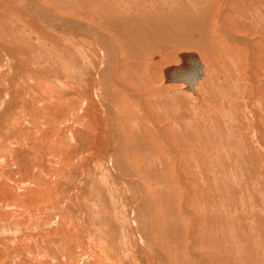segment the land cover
Returning a JSON list of instances; mask_svg holds the SVG:
<instances>
[{"label": "rangeland", "instance_id": "obj_1", "mask_svg": "<svg viewBox=\"0 0 264 264\" xmlns=\"http://www.w3.org/2000/svg\"><path fill=\"white\" fill-rule=\"evenodd\" d=\"M25 1L0 0V264H264V0ZM173 51L203 101L165 83Z\"/></svg>", "mask_w": 264, "mask_h": 264}, {"label": "bare ground", "instance_id": "obj_2", "mask_svg": "<svg viewBox=\"0 0 264 264\" xmlns=\"http://www.w3.org/2000/svg\"><path fill=\"white\" fill-rule=\"evenodd\" d=\"M16 1V0H15ZM27 1V0H26ZM25 1V2H26ZM183 1V0H182ZM186 1V0H185ZM185 1H183L184 3H185ZM195 1V0H194ZM198 1H200V0H198ZM206 1V0H205ZM209 1V0H208ZM238 1V2H237ZM240 0H234L233 2L232 1H230L231 2V6L232 5H234L235 7H236V5L238 4V5H240V7L239 8H241V6L242 5H244L245 6V4L241 1V2H239ZM24 2V1H23ZM27 2H29V1H27ZM31 2V1H30ZM181 2V1H180ZM183 2H181V3H183ZM188 2V4H189V2L190 1H187ZM210 2V1H209ZM227 2H229V0H223V8H224V6H227L226 5V3ZM250 2V1H249ZM248 1H247V3H249ZM259 2V1H258ZM193 3V2H192ZM253 3L255 4V2L253 1ZM261 3V2H260ZM25 3H22L21 5H24ZM26 4H28V3H26ZM33 4V3H32ZM205 4V3H204ZM253 4V5H254ZM213 5V4H212ZM29 6V5H28ZM32 6V5H31ZM34 6H35V4H34ZM140 6V5H139ZM190 6V5H189ZM22 7H24V6H22ZM30 7V6H29ZM141 7V6H140ZM209 7V6H208ZM256 7V6H255ZM25 8V7H24ZM23 8V9H24ZM35 8H37V7H35ZM191 8H193V7H191ZM211 8V7H210ZM238 8V7H237ZM237 8H235V9H237ZM238 8V9H239ZM28 9V8H27ZM38 9V8H37ZM203 9V8H202ZM217 9V8H216ZM234 9V10H235ZM242 9V8H241ZM240 9V12H241V15H239V13H238V11L237 12H235V14L233 15L232 13L234 12H232L231 14L230 13H228V17H226V15H225V17H226V19H224L223 17H220V14L219 15H217L216 16V23L218 22V24H219V26H220V28L222 29V31L224 32V33H226V36H227V34H229V32H228V29H227V26H228V23H231L232 22V24H231V26L233 27V29H235V27L236 28H241V26H242V29H244L246 26H247V24L248 23H250V21H248V18H245V16L246 15H244L243 14V16H242V10ZM244 9V8H243ZM249 9V8H248ZM252 9V8H251ZM255 9V8H254ZM261 9V8H260ZM42 10H44V9H42ZM228 10V9H227ZM231 10V9H230ZM245 10V9H244ZM205 11V10H204ZM204 11H202V12H204ZM207 11V10H206ZM236 11V10H235ZM261 11V10H260ZM27 12V11H26ZM40 14L41 13H43V12H40V11H38ZM216 12V11H215ZM256 12V11H255ZM262 12V11H261ZM49 13V12H48ZM263 13V12H262ZM38 14V13H37ZM36 14V15H37ZM44 14V13H43ZM43 14H41V16L43 15ZM50 14H52V13H50ZM191 14V13H190ZM193 14V13H192ZM199 14V11L197 12V15ZM210 14H212V13H210ZM209 14V15H210ZM33 14H31V16H32ZM35 15V14H34ZM47 15V14H46ZM189 15V14H188ZM194 15V14H193ZM6 16V15H5ZM40 16V15H39ZM44 16V15H43ZM192 16V15H191ZM231 16H233L232 17V19H230V17ZM257 16V15H256ZM36 17V16H35ZM34 16H33V18H35ZM184 17V16H183ZM182 17V18H183ZM195 17V16H194ZM197 17H199V15L197 16ZM250 18H251V20H252V17L251 16H249ZM255 17V16H254ZM264 17V16H263ZM60 18V17H59ZM189 18H190V16H189ZM189 18H188V20H189ZM199 18H202L201 16L199 17ZM249 18V19H250ZM37 19V18H36ZM39 19H40V17H39ZM192 19V18H191ZM194 19V18H193ZM264 19V18H263ZM6 20V19H5ZM50 20H52V19H50ZM57 20V19H56ZM60 20V19H59ZM65 20V19H64ZM229 20H230V22H229ZM48 21V20H47ZM193 21V20H192ZM191 21V22H192ZM204 21V20H203ZM202 21V22H203ZM209 21H211V20H209ZM208 21V22H209ZM254 21H256V20H254ZM36 22H38V23H40L39 22V20L38 21H36ZM52 22V21H51ZM65 21H63V24L65 25V23H64ZM76 22V21H75ZM74 22V23H75ZM80 23V21H77V24H79ZM185 22V21H184ZM197 22V21H196ZM199 22V21H198ZM197 22V23H198ZM245 22V23H244ZM3 23V22H2ZM42 23V22H41ZM52 23H54V21L52 22ZM56 23H58L57 21H56ZM67 23V22H66ZM73 23V24H74ZM187 23V22H186ZM200 23V22H199ZM205 23V22H204ZM256 23V22H255ZM254 23V24H255ZM68 24V23H67ZM66 24V25H67ZM76 24V25H77ZM82 24V23H81ZM192 24V23H191ZM190 24V25H191ZM193 24H194V22H193ZM207 24V23H206ZM45 25V24H44ZM58 25V24H57ZM195 26L197 25V26H199L198 24H194ZM211 25V24H210ZM68 26H69V24H68ZM78 26H81V25H78ZM91 26V25H90ZM187 26V25H186ZM196 26V27H197ZM235 26V27H234ZM257 26V25H256ZM70 27H71V25H70ZM87 27V26H86ZM92 27V26H91ZM95 27V26H94ZM230 27V26H229ZM232 27H230V28H232ZM244 27V28H243ZM64 27H62V29H63ZM76 28H77V26H76ZM81 28V27H80ZM83 29H85L84 27H82ZM247 28V27H246ZM252 28V27H251ZM59 30H60V27L58 28ZM72 29V28H71ZM198 29V28H197ZM200 29V28H199ZM209 29V28H208ZM259 29V28H258ZM56 30V29H55ZM66 30H67V28H66ZM65 30V31H66ZM86 30V29H85ZM88 30V29H87ZM213 30V29H212ZM253 30V29H252ZM9 31V30H8ZM57 31V30H56ZM61 31V30H60ZM68 31V30H67ZM200 31V30H199ZM204 31V30H203ZM210 31H211V29H210ZM210 31H209V33H210ZM213 31H215V30H213ZM237 31V30H236ZM248 31V30H247ZM51 32V31H50ZM79 32H81V31H79ZM87 32V31H86ZM92 32H94V30L92 31ZM98 32H100V30L98 31ZM208 32V31H207ZM233 32V31H232ZM250 32H252V31H250ZM63 33V32H62ZM71 33H73V32H71ZM76 33V32H75ZM95 33V32H94ZM208 33V34H209ZM214 33V32H213ZM262 33L264 34V32L262 31ZM97 34V33H96ZM104 34V33H103ZM254 34V33H253ZM64 35V34H63ZM87 35V34H86ZM92 35H93V33H92ZM194 35V34H193ZM201 35V34H200ZM207 35V34H206ZM213 35V34H212ZM215 35V34H214ZM217 35V34H216ZM214 36L215 38L217 37V36ZM244 35V34H243ZM94 36V35H93ZM97 36V35H96ZM254 36V35H253ZM198 37V36H197ZM200 37V36H199ZM202 37V36H201ZM231 37H234V36H231L230 35V38ZM236 37V36H235ZM263 37V36H262ZM261 37V38H262ZM92 38V37H91ZM94 38V37H93ZM96 38V37H95ZM105 38V37H104ZM106 38H108V37H106ZM225 38V37H224ZM237 38V37H236ZM251 38V37H250ZM100 39V38H99ZM217 39V38H216ZM228 39V38H227ZM235 39V38H234ZM103 40H105V47L104 48H102L101 50L103 51V53H104V60L103 61H105V63H106V67L105 66H103V67H105V68H107L108 66L107 65H109V68H110V70L112 71L111 72V79H114L115 78V72L117 71V64H116V56H115V52L113 51V47H111V45L108 43V40L107 39H103ZM207 40V39H206ZM231 40V39H230ZM243 40V39H242ZM247 40V39H246ZM111 41V40H110ZM192 41V40H191ZM204 41V40H203ZM259 41V40H258ZM262 40H260L259 42H261ZM200 42V41H199ZM215 42V41H214ZM216 42H217V40H216ZM235 41H233V43H234ZM237 42H239L240 43V41H237ZM179 43V42H178ZM194 43H195V41H194ZM205 43H207V42H205ZM209 43H211V41L209 40ZM257 43V42H256ZM97 44H98V42H97ZM104 44V43H103ZM112 44V43H111ZM183 44V43H182ZM186 44V43H185ZM242 44V43H241ZM246 46H247V48H249V58L251 59V65H256L255 63L256 62H258V65L260 64V59L258 58V55H257V59H256V53H255V49L253 48V46L250 44V43H248V42H246ZM258 44V43H257ZM263 44V43H262ZM99 45V44H98ZM101 45H102V43H101ZM199 44H197V46H198ZM200 45H201V43H200ZM200 45H199V47H200ZM202 45H203V43H202ZM211 45H213V43L211 44ZM217 45V44H216ZM242 45H244V44H242ZM1 46V45H0ZM5 47H4V49L5 50H7L6 51V53H8V54H11L10 53V49H9V47L8 46H6V45H4ZM207 46V45H206ZM210 46V45H209ZM219 46V45H218ZM258 46H260V45H258ZM162 48H163V46H161ZM161 47H160V49H161ZM216 47V46H215ZM238 47V46H237ZM256 47V46H255ZM3 48V47H2ZM98 48V47H97ZM100 48V47H99ZM179 48V47H178ZM202 48V47H201ZM204 48V47H203ZM203 48H202V50H203ZM264 48V44L262 45V48L261 49H263ZM163 49H165V48H163ZM172 49V48H171ZM211 49V48H210ZM218 49V48H217ZM220 49V48H219ZM243 49V48H242ZM261 49H260V51H261ZM166 50V49H165ZM207 50V49H206ZM221 50V49H220ZM204 52V51H203ZM203 52H202V55H203ZM208 52H209V50H208ZM211 52V51H210ZM224 52V51H223ZM229 52V51H228ZM257 52V51H256ZM262 52H263V50H262ZM184 53H191V54H196L197 55V57L199 58V61H200V63L202 64V72H203V76L201 77V79L204 77V75H205V77H204V79L201 81V82H203L205 79H206V76H207V73H205L204 74V64H205V62H203V59L201 58V55H199V53H197V52H187V51H185V52H181V54H179V53H177L176 52V54H175V52L173 51V54H175V56H177V57H175V60H176V63H174L175 65H170V66H168V67H164L165 69L163 70V74H164V77H165V71L167 70V69H169V68H171V67H179L180 65H181V63H182V60H181V56L184 54ZM205 53V52H204ZM215 54V53H214ZM222 54V53H221ZM230 54V53H229ZM241 54V53H240ZM258 54V53H257ZM205 55H206V53H205ZM204 55V56H205ZM212 55V54H211ZM262 55H263V53H262ZM11 56V55H10ZM208 56V55H207ZM218 56V55H217ZM231 56V55H230ZM203 57V56H202ZM260 57V56H259ZM262 57V56H261ZM172 58V56H170V54L169 53H166V54H162L161 52H159V53H157V54H155V55H153L151 58H150V61L151 62H159V63H162V64H166V63H164V62H169V61H167L168 59H171ZM206 58V57H205ZM208 58H210V56H208ZM208 58H206V59H208ZM216 59V58H215ZM234 59V58H233ZM239 59V58H238ZM208 60H210V59H208ZM261 60L263 61H261L263 64H264V56H263V59L261 58ZM211 61V60H210ZM118 62V61H117ZM172 62V61H171ZM249 62V61H248ZM207 63H208V61H207ZM227 63H228V61H227ZM247 63V62H246ZM234 64H236V62L234 63ZM249 64V63H248ZM103 65H104V63H103ZM148 65V64H147ZM206 65V64H205ZM250 65V66H251ZM207 66H208V64H207ZM257 66V65H256ZM103 67H102V69H103ZM160 67V66H159ZM158 66H151L150 68H148V67H145V70L143 71L144 72V74H145V79L150 83V86H154L155 84L154 83H152L153 81H151L152 80V73L154 72V71H156L157 72V70L158 69H160ZM162 67V66H161ZM215 67V66H214ZM224 67H225V65H224ZM224 67H223V69H224ZM227 67V66H226ZM231 67H233V66H231ZM258 67V66H257ZM134 68V67H133ZM138 68V67H137ZM207 68V67H206ZM259 68V67H258ZM105 70V69H104ZM208 70V69H207ZM218 70V69H217ZM251 70V69H250ZM120 71V70H119ZM136 71V70H135ZM156 72H155V74H156ZM207 72V71H206ZM119 73V72H118ZM117 73V74H118ZM142 73V72H141ZM210 73V72H209ZM214 73V72H213ZM238 73V72H237ZM255 74V73H254ZM257 74H258V71H257ZM218 75V74H217ZM154 76V75H153ZM131 78H133V79H135V76H130ZM237 77V76H236ZM216 78V77H215ZM101 79V78H100ZM105 79V78H104ZM165 79V78H164ZM201 79H199V81L201 80ZM213 79V78H212ZM113 81V80H112ZM197 82L195 85H194V87H192V89H189V87H187V91H190V92H192L193 94H191V95H196V97L198 98V99H201L202 98V96L199 94V92H198V87L200 86V85H202L201 84V82ZM99 82H101V80L99 81ZM206 82H208V81H206ZM166 83V82H165ZM205 83V82H204ZM213 83V82H212ZM166 84H179L182 88L180 89V90H178V91H175L177 94H179V95H185L184 93H186V95H188L187 93H189V92H187L186 90H185V87H184V85H186L185 83H166ZM237 84V83H236ZM247 84V83H246ZM102 85V84H101ZM100 86V85H99ZM187 86V85H186ZM216 86V85H215ZM237 86V85H236ZM239 87V86H238ZM125 88V87H124ZM104 89V88H103ZM102 89V90H103ZM126 89V88H125ZM221 89V88H220ZM238 89V88H237ZM216 90V89H215ZM223 90V89H222ZM100 90H98V92H99ZM227 91V90H226ZM236 91V90H235ZM101 92V91H100ZM184 92V93H183ZM221 92V91H220ZM150 93V92H149ZM103 94V93H102ZM7 95V94H6ZM189 97H191L190 95H188ZM104 97V96H103ZM185 97V96H184ZM142 99V98H141ZM197 100V99H196ZM202 100V99H201ZM203 101V100H202ZM223 101V100H222ZM167 102V101H166ZM195 103H197V102H195ZM197 105V104H196ZM199 105V104H198ZM214 106V105H213ZM135 107V106H134ZM168 107V106H167ZM179 107V106H178ZM200 107V106H199ZM217 107V106H216ZM139 108V107H138ZM225 108H226V106H225ZM178 110V109H177ZM115 112V111H114ZM198 112H199V110H198ZM216 112V111H215ZM231 112H232V110H231ZM231 112H229V114L231 113ZM204 114V113H203ZM226 114V113H225ZM205 116V115H204ZM214 116V115H213ZM111 122H109V124H110ZM156 123V122H155ZM157 124V123H156ZM155 124V125H156ZM213 125V124H212ZM158 126V125H157ZM159 127V126H158ZM202 129V128H201ZM156 131V130H155ZM196 134V133H195ZM229 136V135H228ZM149 138V137H148ZM187 145V144H186ZM111 146V145H110ZM183 147H185V146H183ZM189 147V146H188ZM171 148V147H170ZM173 148V147H172ZM213 149V148H212ZM173 152V151H172ZM220 155V154H219ZM111 156V155H110ZM171 156V155H170ZM210 156V155H209ZM237 156V155H236ZM40 157V156H39ZM218 157V156H217ZM32 159V158H31ZM111 165H113V164H111ZM38 166V165H37ZM36 166V167H37ZM171 166V165H170ZM189 166V165H188ZM37 169V168H36ZM221 173V172H220ZM232 174V173H231ZM217 175V174H216ZM122 177V176H121ZM127 178V177H126ZM125 179V178H124ZM132 179V178H131ZM42 180V179H41ZM133 180V179H132ZM131 180V181H132ZM137 180V179H136ZM221 180V179H220ZM32 182V181H31ZM137 182H139V181H137ZM221 183V182H220ZM180 185V184H179ZM141 186V185H140ZM144 189V188H143ZM185 190V189H184ZM183 190V191H184ZM260 190V189H259ZM140 191V190H139ZM142 191V190H141ZM144 193V192H143ZM256 193V192H255ZM142 194V193H141ZM91 195V194H90ZM239 195V194H238ZM240 196V195H239ZM14 197V196H13ZM232 197V196H231ZM143 198V197H142ZM225 198V197H224ZM142 199H140V201H141ZM143 200H145L144 198H143ZM236 200V199H235ZM14 201V200H13ZM226 201V200H225ZM200 202V201H199ZM236 202V201H235ZM143 203H145V202H143ZM223 203V202H222ZM139 204V203H138ZM245 206V205H244ZM16 208V207H15ZM144 209H145V207H143ZM146 209H147V207H146ZM146 209H145V211H146ZM252 211V210H251ZM232 212V211H231ZM147 213V212H146ZM7 214V213H6ZM147 215V214H146ZM141 216H143V215H141ZM146 217V216H145ZM136 219V218H135ZM146 219V218H145ZM232 219V218H231ZM147 221H148V219H147ZM147 221H145V222H147ZM228 221V220H227ZM236 221V220H235ZM149 223H150V220H149ZM237 223V222H236ZM137 223H135V225H136ZM151 224V223H150ZM149 225V224H148ZM231 225V224H230ZM150 226V225H149ZM232 227V226H231ZM140 230V229H139ZM149 231V230H148ZM151 231H149V234L150 235H147V236H151V234L152 233H150ZM142 233H143V231H142ZM146 233V232H145ZM142 235V234H141ZM144 235V234H143ZM233 235V234H232ZM235 236V235H234ZM143 237H145V236H143ZM231 238V237H230ZM146 239V238H145ZM148 239V238H147ZM150 241L152 240V239H149ZM230 240V239H229ZM148 241V240H147ZM232 241H234V240H232ZM145 242V241H144ZM154 242V241H153ZM148 243H150V242H147V244ZM155 244V243H154ZM153 244V245H154ZM150 244H148V246H149ZM151 246V245H150ZM148 248H150V247H148ZM245 248V247H244ZM247 248V247H246ZM146 251H147V249H146ZM151 252V251H150ZM154 252V251H153ZM104 253V252H103ZM244 253V252H243ZM157 254V253H156ZM230 255V254H229ZM161 256V255H160ZM216 256H217V254H216ZM215 256V257H216ZM107 257V256H106ZM152 257V256H151ZM156 257H157V255H156ZM162 257V256H161ZM214 257V256H213ZM216 258H218V257H216ZM215 258V259H216ZM221 257H219L218 259H220ZM152 259H154V258H152ZM158 259H159V257H158ZM214 259V258H213ZM214 259V260H215ZM225 259H228V258H226L225 257ZM155 260V259H154ZM220 261V260H219ZM227 262V261H226ZM228 262H229V259H228ZM155 264V263H154ZM217 264V263H216ZM227 264V263H226Z\"/></svg>", "mask_w": 264, "mask_h": 264}, {"label": "water", "instance_id": "obj_3", "mask_svg": "<svg viewBox=\"0 0 264 264\" xmlns=\"http://www.w3.org/2000/svg\"><path fill=\"white\" fill-rule=\"evenodd\" d=\"M179 67H171L165 71L166 83H185L189 89L203 76L202 64L196 54L184 53Z\"/></svg>", "mask_w": 264, "mask_h": 264}]
</instances>
